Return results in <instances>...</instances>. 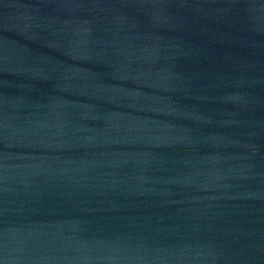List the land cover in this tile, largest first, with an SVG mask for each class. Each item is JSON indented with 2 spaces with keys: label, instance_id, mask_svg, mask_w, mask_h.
Returning <instances> with one entry per match:
<instances>
[{
  "label": "water",
  "instance_id": "obj_1",
  "mask_svg": "<svg viewBox=\"0 0 264 264\" xmlns=\"http://www.w3.org/2000/svg\"><path fill=\"white\" fill-rule=\"evenodd\" d=\"M0 264H264V0H0Z\"/></svg>",
  "mask_w": 264,
  "mask_h": 264
}]
</instances>
